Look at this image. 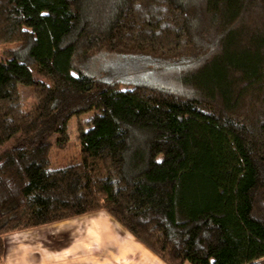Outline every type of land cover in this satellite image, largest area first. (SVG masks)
I'll return each mask as SVG.
<instances>
[{
  "label": "trees",
  "instance_id": "1",
  "mask_svg": "<svg viewBox=\"0 0 264 264\" xmlns=\"http://www.w3.org/2000/svg\"><path fill=\"white\" fill-rule=\"evenodd\" d=\"M0 47V264L98 212L165 264H264V0H0Z\"/></svg>",
  "mask_w": 264,
  "mask_h": 264
},
{
  "label": "rangeland",
  "instance_id": "2",
  "mask_svg": "<svg viewBox=\"0 0 264 264\" xmlns=\"http://www.w3.org/2000/svg\"><path fill=\"white\" fill-rule=\"evenodd\" d=\"M3 50L4 48L0 47V59L3 58ZM27 94V91H25L26 96ZM31 100L32 99L29 98L28 102ZM23 108L24 112L32 110V107H29L27 103H23ZM76 126V121L72 120L68 127L70 140L64 148L57 146V137L54 134H49L37 141L38 144L51 145V168H62L69 164L72 160L79 157L81 147L77 141ZM7 145V147H12L13 142H10ZM2 148L3 147H0V152H2ZM108 216L109 215L105 212H98L38 229L14 233L7 236V239L5 240L8 241L9 245L12 244L11 242H14L13 245H11L12 248L18 245L23 247L22 256L25 258H27L28 254L31 253L30 256L37 255L40 257V255H42V258L45 257L46 259H49L52 264H60L63 259L66 261H79L82 257L83 259H87L90 256L84 255V253L76 255V252H78L75 251L76 246H85L86 248L93 250V252H99L97 241L89 240L87 237H83L82 235L86 234L89 227L88 225L92 221L96 220L98 222L108 224L110 223L109 219L111 218L114 223H117L112 217L108 218ZM69 230L72 232H69ZM73 234H76V236ZM19 256L20 255L18 253L12 254L11 252V255L7 257L6 264H25L22 263V258ZM29 263L34 264L35 262H30L29 259ZM3 264H5V262H3Z\"/></svg>",
  "mask_w": 264,
  "mask_h": 264
},
{
  "label": "crops",
  "instance_id": "3",
  "mask_svg": "<svg viewBox=\"0 0 264 264\" xmlns=\"http://www.w3.org/2000/svg\"><path fill=\"white\" fill-rule=\"evenodd\" d=\"M110 218V216H108ZM110 223L105 224L103 222L92 221L88 226L86 234L82 236L87 237L89 240H95L99 246V252H93L90 248L85 246H76V255L84 253L88 255L87 259H80L79 261L63 259L60 264H165L156 255H154L150 250H148L143 244L137 241L131 234L124 230L118 223H114L110 218ZM69 232H72L69 230ZM74 232V231H73ZM76 236V234H73ZM7 239V238H6ZM13 245L14 242H11ZM8 241L5 240V255L4 262L6 264L7 257L12 254H19L22 258V263L33 264L30 262H35L34 264H52L49 259L42 255L30 256L25 258L22 256L23 247L16 246L12 248ZM82 250V251H81ZM35 254V253H34ZM98 256V257H97Z\"/></svg>",
  "mask_w": 264,
  "mask_h": 264
}]
</instances>
